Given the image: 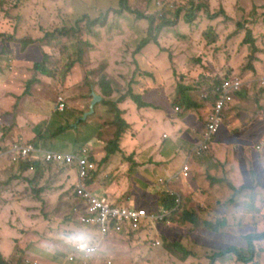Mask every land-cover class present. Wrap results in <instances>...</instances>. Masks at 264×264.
<instances>
[{
    "label": "rangeland",
    "instance_id": "1",
    "mask_svg": "<svg viewBox=\"0 0 264 264\" xmlns=\"http://www.w3.org/2000/svg\"><path fill=\"white\" fill-rule=\"evenodd\" d=\"M192 1L198 4L199 1L203 2L206 7L197 13L191 23H185L184 18ZM118 2L3 0L0 4V31L6 29L19 38L18 43L15 41L14 46L10 45L12 58L18 63H12L8 87L0 91V123L3 125V128L0 125V153L15 142H29L41 149L61 153L77 154L85 149L96 166L86 187L122 207L145 206L153 207L154 210H158L155 196L162 184L158 181L154 185L146 184L142 177L143 173L150 176L159 168L152 167L153 170L149 167L147 172L143 170L145 164H161L165 168L158 171L160 176L170 175V181L164 184L163 190L168 187L181 196L179 213L166 218L169 224L164 221L149 223L150 232L146 235V242L151 246L157 241L152 232V228L157 227L162 233L158 235L160 245L165 237L169 240L178 238L187 245L192 243L191 248L196 251L194 264H219L217 258L227 253L215 257L225 250L210 243V236L196 240L192 238L193 235L190 236L187 228L179 231L172 229V226L179 221L177 217L180 216L181 208H193L196 203L202 209H205V205L209 208L217 206L201 198L194 199L198 189L190 164L193 161L203 164L206 156L196 158L189 155L196 139L191 131L198 132L204 126L208 114L209 105L204 101L214 103L212 86L223 79L237 76L249 85H245L243 91L258 87L260 94L264 92V0H127L131 10L152 16L154 25L160 23L162 16L175 20L173 26L162 30L156 46L149 44L136 56L133 51L140 39L146 37L148 23L144 19H136L129 12L117 14ZM100 17H105V21L101 19L99 25L91 27L89 21ZM77 21L88 22L86 25L89 24L90 36L95 42L105 36L113 41L104 40L92 52L86 51L79 60L76 53L79 52L83 36L69 32L70 29L79 30ZM17 31V34L14 33ZM248 38L252 41L248 42ZM109 50L113 56L111 63H116L115 71L121 74L113 71L111 76L108 75L109 62L106 63L104 53ZM35 64L42 65L50 75H37ZM91 69L95 71L91 73ZM104 76L115 94L114 100L124 96L129 87L134 89V80L137 78L140 88L141 77L143 93L155 90L153 94L159 97L150 95L153 105L158 109L167 108L169 113L165 116L169 124L163 123L157 132L163 130V135H166L170 129L172 138H177L175 141L170 138L158 141L157 144L166 145L164 161L148 157L144 162L142 159L134 163L133 155H129L126 149L133 148L143 153L151 130H136L146 139L137 148L124 145L127 130L117 140L119 123L113 109L103 105L101 100L94 106V115L80 118L83 113L90 111L93 100L91 94L94 92L88 84H94L97 80L100 85ZM28 81L32 82L29 86ZM179 85L190 89L188 96L192 102L203 106L200 111L192 109L183 112L172 105L179 98ZM162 94L165 98L161 97ZM207 97L208 100H205ZM59 99L65 106L61 113L55 111ZM3 102L5 108L10 109H4ZM238 105V109L230 108L218 138L240 129L249 120L247 114H254L248 103ZM119 106L117 104L115 108ZM135 109L139 110L136 106ZM191 118L194 119L192 128H188L190 125H186V122L190 124ZM77 119H81V125L76 123ZM234 124L237 126L232 129ZM12 125L13 128L9 127ZM75 125H78L77 130L72 131L69 126ZM60 128L65 130L61 132ZM260 137L251 136L246 142V149L257 152L253 146ZM135 141H138V137H135ZM261 141H264V137ZM109 144L113 150L116 146L118 151L107 155ZM141 144L142 151L139 149ZM115 158L119 162L110 167ZM173 160L175 162L171 164ZM184 161L190 168L188 180L181 179L178 173ZM38 163L40 167L37 171H22L6 155L0 157V253L5 262L39 264V260L41 264H106V251L112 247L106 238L99 246L98 255L91 260L80 254L72 261L67 260L74 248L63 240L62 234L77 227L90 232L89 227L73 218V207L78 202L73 179L75 164ZM176 182L179 185H175ZM187 194L192 196L186 197ZM205 213L212 223L219 215L212 210ZM115 235L130 236V239L126 241L127 248H123L125 242L113 244L116 254L112 264H144L143 240L138 239L135 243L131 238L134 235L129 234L128 229ZM91 237L93 244L100 243L99 236L91 234Z\"/></svg>",
    "mask_w": 264,
    "mask_h": 264
},
{
    "label": "crops",
    "instance_id": "2",
    "mask_svg": "<svg viewBox=\"0 0 264 264\" xmlns=\"http://www.w3.org/2000/svg\"><path fill=\"white\" fill-rule=\"evenodd\" d=\"M1 23H2V19L0 18V28L2 27ZM14 33L17 34L18 31ZM18 38L19 37L14 35L13 32H10L6 29L0 31V91H5V88L8 87L7 79L10 78L9 70L12 69V63H16V64L18 63L14 58H12L13 51H12V48L10 47V45H13V46L15 45L14 44L15 41H17L18 43ZM109 61H111V58L109 59ZM139 80H140V88L135 90V92L141 96L142 101H144L146 104H151L153 108H144V109L136 110L135 106L130 101H126L123 104V106L121 107V110L123 111L122 121L129 127L127 129V134L124 136L123 142H125L124 145H129L131 147L137 148L138 144L143 142V140H146V139L143 138L142 134H137L136 130L138 129L140 131V130H144L148 128L151 130V132L149 133V136H148L147 148L143 151V153L137 152L133 148H128L126 150L128 151L129 155H133L134 163H138L142 159L144 162L145 159L148 157H152L156 161H164V152L166 150V145L164 144L159 145L157 144L158 141L160 139L168 140L169 138L172 141H175V139L177 138L176 137L172 138V131H170V129H168V133H166V135H163L164 134L162 133L163 130H161L160 132H157L158 128H161V125L163 123H168V121L165 118V116L169 114L168 109L167 108H162V109L156 108L153 105L151 96H155V97H159V96L157 94H153V90H149L147 93H143V78L141 77L139 78ZM29 85L30 83L28 81L27 86ZM161 97L165 98L163 94L161 95ZM239 103H248L250 105L249 106L250 110L254 112L253 115L247 114V118H249L247 123L244 126H241L240 129L232 133H228L224 137H219L214 144L215 147L212 146V149L205 155L206 158L203 161V164H195V161H193L190 164V167L194 173V183L196 184L197 189H198V193L195 192L194 199L201 198V199H204L206 202H210L212 204L216 203V205L218 204L217 201H218L219 196L214 193L213 188L210 189L204 185L199 186L196 179L203 178L205 176L206 171H210L213 175H216L219 178H223L224 176L223 171L225 170H224V167L219 163V160H221L223 163L227 162L229 165V168H232V167L234 168V170L237 172L236 179L238 183L242 182L245 179V176L243 175V173H247L248 178H250L254 184L256 193L264 194V187H261V185L264 184V154H262V152L264 151V141H261L262 137H264V127L262 126V122L264 121V113L260 111V108L264 107V100H261L259 103H257L255 99L253 98L252 93H250L247 98L236 96L234 103H233L234 105L232 104L233 106L231 110L238 109ZM3 107L4 109H7V110L10 109V108H5L4 102H3ZM196 111H199V109H197ZM226 115H225V119H226ZM235 120H238V118H235ZM193 121L194 119L191 118L190 124L186 122V125H190V127L188 128H192L191 126L193 124ZM236 126L237 125L234 124L232 125L231 128L234 129L236 128ZM9 127L13 128L14 125L9 126ZM258 128H260L259 132H258ZM201 129H199L198 132H196V130L191 131V134L196 137L194 143L198 140V135ZM153 131L155 132L154 134L152 133ZM253 135L261 136L259 140L254 143V146H253L257 152H253V151L246 149L247 147L246 142L249 141V138ZM163 136H165L166 138ZM3 137L4 135L1 136V140H3ZM135 137H138V141H135ZM141 137H142V140H140ZM26 143H29V142H26ZM261 144H263V146H261ZM31 145L34 148H36L35 145L33 144ZM260 146L261 148L258 149V147ZM153 148H155V151H153ZM139 149L141 151L143 150V144L139 146ZM247 151H249V153L245 154V152ZM2 152L0 153V157H1ZM246 156H249L250 159L248 160ZM170 157L165 161H168ZM118 162L119 160L115 158L113 162L111 163L110 167L117 164ZM174 162L175 160H173L171 164H173ZM144 167L145 168L143 171L145 172H147V169L149 167L150 168L157 167L159 168L158 171L160 170V168H165L161 164H156V165L145 164ZM249 167H253L254 172H255L254 176H251L248 173ZM158 171L153 172L150 176H147L146 174L143 173V177H142L143 182L149 185H154L155 181L160 182V179L166 180L167 182L170 181L169 174L167 176L166 175L160 176ZM197 173H200V175H198ZM157 177L159 178L156 180ZM73 179L76 181V172L73 175ZM177 182L174 184L179 185ZM163 187H164V184H162V186L159 188V191H162ZM165 190L171 191L168 187H165ZM174 194L176 197L179 196L181 198L180 194L178 193H174ZM190 195L191 194H187L186 197H189ZM155 197L158 200L157 195ZM256 202H257V206H259V196L257 197ZM156 204H157V201H156ZM217 206H220V205H217ZM217 206L214 207L213 205L212 208H209L208 205H205L204 206L205 209H202L200 207V204L196 203L195 207L197 211L193 212L192 209H189V211L196 214L197 218L200 220L199 225H194L191 222H186L177 217V220L179 221L177 223H173L172 229L183 231L184 228H187V231L190 234V236L193 235L192 238L196 240H199L203 236H209V233L213 231L206 229L203 225V222H212V221L208 219V217L206 216L207 214L205 212H209L212 210L218 213V209L220 207H217ZM73 218L76 220V222H78V216L74 213H73ZM88 229L91 232V233L89 232L90 235L92 234V235L98 236L97 232L94 229L92 228H88ZM140 232L142 233L141 234L137 233L138 235L132 234L134 236H132L131 238L134 239L135 243L139 241L138 239L143 240V262L144 264L148 263L149 261L150 262L148 264H161L162 262H164L165 264H194V257L196 255V251L191 248L192 243L190 245H187L181 239L172 238L171 240H169L168 237H165L162 239V245L156 247L153 244H151L152 248H150L151 246L145 240L147 239L146 235L150 232L149 229H143V231H140ZM152 232H153V236H155L154 238H157V241L161 243L160 239L158 238V235L159 233H161V230L155 227V228H152ZM128 239H130V236H127L126 238L125 235L124 236L122 235V237L111 235L108 238H106V240H109L112 243V247H110L106 251V256L108 257V259H105L106 264L108 263L112 264L113 263L112 261L115 260L114 257L116 254V250H114L115 246L113 244L116 242L123 244L125 242L123 244V248L124 247L127 248L126 241H128ZM177 244L182 245L184 250H186L187 255L184 253L182 249L175 247V245ZM254 245L257 246L258 253H256L253 264L264 263V240L255 241ZM149 249H151V252L149 251ZM222 249L226 250L224 248ZM98 253L91 256L90 260L96 255H98ZM217 259H218L219 264L243 263L238 260L237 256L234 253H228ZM37 261L39 264H41L39 260ZM49 264H53V263H49Z\"/></svg>",
    "mask_w": 264,
    "mask_h": 264
},
{
    "label": "trees",
    "instance_id": "3",
    "mask_svg": "<svg viewBox=\"0 0 264 264\" xmlns=\"http://www.w3.org/2000/svg\"><path fill=\"white\" fill-rule=\"evenodd\" d=\"M205 7H206V5L203 2L199 1V4H198L197 2L192 1L190 3V8L186 12L184 22L185 23H191L193 21V18L196 17L197 13L204 10ZM122 12L132 13L136 19H139V20L144 19L148 23L146 37H143L142 39H140L137 47L133 51L134 56L139 54L141 52V50H143L149 44H153L156 46L157 45V38H158V36L161 35L162 30H164V28H166V27H170V26H173L175 24V20H171L169 18L162 16L160 23L157 25H154V18L152 16H145V15H143V13H141L139 11L131 10L128 7L127 0H119V2H118V9L116 10V13L120 14ZM175 17L176 18L178 17V12H177ZM101 19H103V22H104L106 18L100 17L98 19L89 21L90 26L94 27V26L99 25V21ZM76 23L80 24L77 26V28H79V30L75 31L74 29H70L69 32L72 35H74V32H75L76 34L79 33L81 36H83V40L81 42V45L79 46V52L76 53L77 54L76 56L79 60L83 57V55L86 51L92 52L104 40H107L108 42L113 41L112 38L107 39V36H105L102 39H98V41L95 42L92 39V37L90 36L89 24L86 25L88 22L86 21L85 23H83L82 21H77ZM60 34L61 33H59L58 35H60ZM85 36L87 37L86 39H84ZM251 41H252V39L248 38V42H251ZM104 54L106 57V63L109 62V65H107L108 75L111 76V72H113V71L115 72V74H121V73H116V71H115L116 63H113V64L111 63L113 60V56L111 55L110 50ZM117 55H118V52H117L116 56ZM110 58H111V61H109ZM71 67H73V64L71 65ZM34 71L37 75H41V76L42 75H50V72L47 71V69H45L40 64L34 65ZM94 71H95V69H91L90 72L92 73ZM255 73H256V71H255ZM29 83L31 85L32 82L29 81ZM131 84H132V81H131ZM88 86H89V88H92V90L94 92L92 94L101 98V103L103 105L109 106L113 109V113L115 114V119L119 123V131L116 134L117 140L120 138L121 134L124 133L129 128L128 125H126L122 121L123 111L121 110V107L123 106V104L126 101L132 102L137 107V109L153 108L151 106V104H146L144 101H142L141 96L135 92V90H137L138 86H139L138 78L136 80H134V89L129 87L127 89V92L125 93V95L120 97L118 100H114L115 94L112 92V87L108 83L105 76L101 78L100 85L97 84V80H96L94 84H88ZM257 88L258 87H254L252 90L249 89L248 92L242 90L238 96H240L242 98H247L249 96V94L252 93V96L255 99V101L257 103H259L261 101V99L264 98V92L260 94L258 92ZM153 91H155V90H153ZM189 91H190V89H188L187 87L179 85V87H178L179 98L172 105L177 106L178 109H180L183 112H188L192 109H195V110L199 109V111H200L201 105L198 103L192 102L190 96H188ZM212 101H213V99H212ZM209 103L211 104V101ZM115 104L116 105L118 104L120 106L115 108V106H116ZM260 111H262L264 113V107L260 108ZM88 113L89 112L83 113L80 118L83 117V119H84V116ZM93 113L95 114V108L93 109ZM120 115H121V119L119 118ZM76 123L78 125H81V123H82L81 119H77ZM0 125L3 128L2 123H0ZM78 125H75L76 127L69 126V128H72L71 129L72 131H76ZM35 130H34V132H36ZM64 130L65 129H61V128L59 129V131H61V132H63ZM52 138H54V137H52ZM217 139H218V137L212 143L211 149H212V146L215 147L214 144L217 141ZM193 146H194V144H193ZM114 147L115 148L113 150V148L110 147V144H109L108 148H106L107 149V151H106L107 155H108V153L110 154L115 150L118 151V149H116V146H114ZM36 148H39V147H36ZM246 153H249V151L245 152V154ZM246 158L248 160L250 159L249 156H246ZM90 161L93 162L94 160L92 158H90ZM150 163H152V161ZM219 163L224 167V170H225V171H223L224 172L223 178H219L218 176L213 175L210 171H206L205 176L201 179L197 178L196 181L198 182L199 186L204 185V186H207V188H210V189L213 188L214 193L219 196L218 201H217V203H218L217 205H220L219 207H221L224 203H234L235 202L232 199L233 191L235 188L239 187V183L237 182V179H236L237 172L234 170V168L233 167L229 168V165L227 162L223 163L221 160H219ZM18 166L21 168L22 171H26V170H30V169L37 171V169L40 167V164L38 162H30V161L26 160V161H19ZM94 172L92 174H94ZM248 173L251 176L255 175L253 167L248 168ZM159 183L165 184L168 182L166 180L165 181L161 180ZM156 194L158 197V200H157L158 210H160V209L172 210L175 208V206H176L175 194H172L168 190H162V191L157 192ZM142 208H145L147 210H152V209L154 210L153 207L147 208L145 206H142ZM181 209L182 210H181L180 216H178L179 219H182L186 222H191L194 225H199L200 220L197 218L196 214L189 211V209H192L193 212H196L197 210H196L195 206L193 208H181ZM175 211H173V212H175ZM175 213H179V208L177 209V211ZM203 225L206 229H209L212 231L217 230L215 222H213V223L212 222H203ZM141 228H142V230H143V228L150 229V227L148 225L142 226ZM262 240H264V236H259L256 239H253L252 242L249 245H247L244 249H238V248L227 249V250H225V252L219 253L215 257L224 255L226 253L227 254L228 253H234L237 256L238 260L243 262L244 264H253L256 253H258L257 246L254 245V243H255V241H262ZM175 247L182 249L184 251V253L187 255L186 250H184V248L182 247L181 244H177V245H175ZM0 264H7L5 262V260L3 259L1 253H0Z\"/></svg>",
    "mask_w": 264,
    "mask_h": 264
},
{
    "label": "built area",
    "instance_id": "4",
    "mask_svg": "<svg viewBox=\"0 0 264 264\" xmlns=\"http://www.w3.org/2000/svg\"><path fill=\"white\" fill-rule=\"evenodd\" d=\"M2 3L3 0H0V4ZM242 86L240 79L233 77L214 89V95L217 98L210 110L208 109L204 127L199 132L198 140L194 143L189 155L199 158L205 156L211 150L212 143L222 131L225 115L230 110L235 96L240 92ZM64 109L65 106L62 100L59 99L55 110L61 113ZM4 155L13 163L28 160L43 164H75L76 181L74 189L78 194V202L73 207L74 214L78 216L80 224L94 229L101 238L123 233L125 229H128L129 233L138 232L142 229V226H147L149 223L155 224L156 221H164L165 224H168L169 219L166 218L170 217L180 205V197L178 196L175 200L176 206L172 210H147L142 207L129 208L122 207L121 204L111 202L106 197L94 193L90 188L86 187V182L95 171L96 166L94 162L90 161L85 149L77 154L61 153L37 149L26 142H15L11 144L2 157ZM178 173L181 179H189L190 171L186 161L183 162ZM93 245L95 250L90 254L81 253L73 249L67 260L72 261L78 254L84 257L94 255L98 252V246L96 244ZM153 245L157 246L160 243L155 241ZM32 264L37 263L33 262Z\"/></svg>",
    "mask_w": 264,
    "mask_h": 264
},
{
    "label": "clouds",
    "instance_id": "5",
    "mask_svg": "<svg viewBox=\"0 0 264 264\" xmlns=\"http://www.w3.org/2000/svg\"><path fill=\"white\" fill-rule=\"evenodd\" d=\"M233 77H237V76H233ZM228 79H223L219 84L215 85L214 87L212 86L213 88L212 93L213 96L215 97V99H213L214 102L217 98V96L214 95V89L222 85ZM240 81L243 84L240 90L241 92L244 89L243 87H245V85H248V83L246 81L243 82L241 79ZM239 93L236 96H238ZM205 100H208V97ZM204 103H207L209 105V110L211 106H213L214 104V103L210 104L209 102H205V101ZM5 152L6 150L2 152L1 157ZM16 164H18V162ZM243 175L245 176V179L242 182H240L239 187L235 188L233 191L232 199L235 202L224 203L218 209L219 215L215 220L217 230L209 233V236L211 237L210 243H212L217 247L224 248L226 250L233 248H243L246 245H249L253 239H256L259 236H264V194L256 193L254 184L252 180L248 178L247 173H243ZM161 180L162 179H160V181ZM261 187H264V184H262ZM170 192L174 194L172 191ZM258 196H259V206H257V202H256ZM76 204L77 203H75L74 206ZM175 212H173L172 215H174ZM141 230L142 229H140L138 232H140ZM138 232H131L129 234L138 233ZM62 238L69 246H71L78 252L90 254L95 250L93 245V238L91 237L89 232L83 227H77L63 233ZM104 239L105 238H101V237L98 238L100 242L98 245L96 244L98 246V249ZM91 256L93 255H90L89 257Z\"/></svg>",
    "mask_w": 264,
    "mask_h": 264
},
{
    "label": "water",
    "instance_id": "6",
    "mask_svg": "<svg viewBox=\"0 0 264 264\" xmlns=\"http://www.w3.org/2000/svg\"><path fill=\"white\" fill-rule=\"evenodd\" d=\"M92 97H93V100H92V102H91V104H90V111H89L88 114H86V115L84 116V119H85L88 115H91V114L93 113V108H94V106H95L97 103H99L100 100H101V98L97 97V96L94 95V94H92Z\"/></svg>",
    "mask_w": 264,
    "mask_h": 264
}]
</instances>
